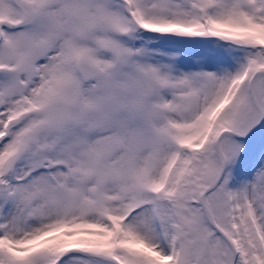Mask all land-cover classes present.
Instances as JSON below:
<instances>
[{"label":"snow or ice","instance_id":"snow-or-ice-1","mask_svg":"<svg viewBox=\"0 0 264 264\" xmlns=\"http://www.w3.org/2000/svg\"><path fill=\"white\" fill-rule=\"evenodd\" d=\"M0 264H264V0H0Z\"/></svg>","mask_w":264,"mask_h":264}]
</instances>
